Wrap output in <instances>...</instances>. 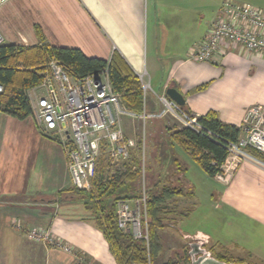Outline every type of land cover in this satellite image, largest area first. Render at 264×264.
Masks as SVG:
<instances>
[{"label": "crops", "instance_id": "obj_1", "mask_svg": "<svg viewBox=\"0 0 264 264\" xmlns=\"http://www.w3.org/2000/svg\"><path fill=\"white\" fill-rule=\"evenodd\" d=\"M223 1L5 0L0 33L3 44L33 46L39 43L40 27L53 46L78 48L108 61L118 53L151 86L146 119L123 105L120 118L129 137H139L141 119L171 134L175 116H160L159 100L169 87L184 96L191 115L199 118L214 110L223 122L241 126L250 107L264 106V58L240 49L229 50L218 62L189 58ZM234 1L264 9V0ZM213 178L222 187L208 188L216 208L264 224L263 162L244 161L227 184ZM71 188L62 141L45 133L33 116L22 120L0 110V264H74L80 256L84 264H118L85 200L61 192ZM188 195L196 198L195 192ZM32 227L49 230L69 249L30 239L26 229Z\"/></svg>", "mask_w": 264, "mask_h": 264}, {"label": "built area", "instance_id": "obj_2", "mask_svg": "<svg viewBox=\"0 0 264 264\" xmlns=\"http://www.w3.org/2000/svg\"><path fill=\"white\" fill-rule=\"evenodd\" d=\"M5 0H0L2 3ZM3 37L0 33V44ZM241 51L264 58V9L251 3L224 0L216 17L211 21L206 35L189 52L196 61L218 62L229 50ZM145 94L151 90L139 76ZM44 90L30 95L33 117L43 125L45 133L59 138L66 150L72 186L90 192L102 150L106 147L115 162H127L137 142L126 135L120 114L124 111L121 96L109 79L108 70L100 74L83 77L74 76L63 63L53 59L44 78ZM4 86L0 84V93ZM160 116L174 115L184 127L196 131L203 129L198 117L188 113L166 94L159 96ZM147 118L145 111L140 114ZM242 136L236 142L224 144L228 155L222 171L215 177L228 183L232 172L244 161L255 159L249 149L264 154V106L253 105L247 110ZM143 143V140H142ZM141 197L120 200L117 204L119 227L136 239L148 241V200L146 161L142 145ZM141 205L143 206L141 210ZM143 211V214H142ZM16 226L22 228L20 223ZM26 235L35 241H43L57 247L69 249L61 239L49 230L32 227ZM74 264H84L77 257Z\"/></svg>", "mask_w": 264, "mask_h": 264}, {"label": "trees", "instance_id": "obj_3", "mask_svg": "<svg viewBox=\"0 0 264 264\" xmlns=\"http://www.w3.org/2000/svg\"><path fill=\"white\" fill-rule=\"evenodd\" d=\"M39 43L33 46L0 44V84L4 91L0 93V110L19 119L33 116V110L27 91L42 84L44 75L38 70H22L20 65L42 66L54 58L76 77L100 74L108 70L113 89L120 94L122 104L135 114H142L145 108V93L139 76L129 64L114 53L111 60L86 56L78 48L56 47L45 38L40 27H36ZM24 66V67H25ZM41 70V69H40ZM185 109V106H182ZM186 110V109H185ZM203 129L196 131L189 127H169L172 144L180 145L212 177L222 171V165L228 155L224 144L236 142L242 136V128L223 122L214 110L200 116ZM142 140L137 142L129 161L124 162L126 170L112 175L105 174V166L97 164L92 181V190L86 192L72 186L63 192H72L85 200L86 206L93 210V219L110 244L118 264H149V252L154 259L160 252L156 228L163 226L165 202L171 198L186 195L180 187L164 183L161 179L148 182V200L146 203L149 222V240L136 239L124 232L118 224L117 204L123 199L141 197L142 178ZM250 152L264 160V154L255 149ZM147 178V177H146ZM229 263L225 257H216ZM162 264H193L188 250L174 252Z\"/></svg>", "mask_w": 264, "mask_h": 264}, {"label": "rangeland", "instance_id": "obj_4", "mask_svg": "<svg viewBox=\"0 0 264 264\" xmlns=\"http://www.w3.org/2000/svg\"><path fill=\"white\" fill-rule=\"evenodd\" d=\"M53 59H49L39 67L38 65H20L19 68L38 70L45 78L48 73V65ZM67 69L70 71L69 68ZM43 82L44 79L42 84L29 89L31 93L29 94L28 90V96H35V93L43 91ZM148 93L150 99V90ZM174 121L176 125L183 127L177 118L174 117ZM149 122L150 120L141 119L139 123L141 134L137 138L143 140V155L146 161L148 182L153 183L159 178L162 184L169 183L182 188L187 193L195 192L196 194L194 200L191 195H185L171 198L165 202L163 226L156 228L160 252L155 259L151 257L152 254L149 252L151 258L149 264H162L174 252H183L184 250L189 251L193 261L220 256L231 260L229 263L225 261L227 264H264V224L239 213L229 212L227 215L224 210L216 208V201L212 194H209L208 188L222 189L221 185L207 174L204 168L180 145L176 144L175 150L171 148L174 144H172L166 129H161L160 124L150 127L148 126ZM148 127L157 130V132L152 135ZM43 131L46 132L44 128ZM252 155L257 160H250L264 163V160L254 154ZM98 165L100 168L105 166L106 176L122 173L126 170L124 163L115 162L110 158L106 147L101 152ZM235 171L232 172V176ZM142 208L141 205V210ZM92 214L94 216V212ZM148 222H150L149 218ZM197 231L206 233L214 241L219 240L223 244L214 242L209 237L197 233Z\"/></svg>", "mask_w": 264, "mask_h": 264}, {"label": "water", "instance_id": "obj_5", "mask_svg": "<svg viewBox=\"0 0 264 264\" xmlns=\"http://www.w3.org/2000/svg\"><path fill=\"white\" fill-rule=\"evenodd\" d=\"M166 96H168L171 100L175 101L180 106L185 105L184 96L175 87H169L166 91ZM201 260L202 259L198 261H193V260L192 261H193V264H227L226 262L218 260L216 258H205L202 261Z\"/></svg>", "mask_w": 264, "mask_h": 264}]
</instances>
